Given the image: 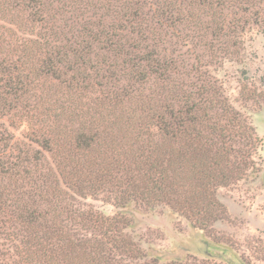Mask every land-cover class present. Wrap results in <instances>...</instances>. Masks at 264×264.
Masks as SVG:
<instances>
[{"label":"trees","instance_id":"obj_1","mask_svg":"<svg viewBox=\"0 0 264 264\" xmlns=\"http://www.w3.org/2000/svg\"><path fill=\"white\" fill-rule=\"evenodd\" d=\"M254 28L264 0H0V264H185L151 256L126 209L205 229L260 170L242 108L264 75L243 72L237 108L216 73Z\"/></svg>","mask_w":264,"mask_h":264},{"label":"rangeland","instance_id":"obj_2","mask_svg":"<svg viewBox=\"0 0 264 264\" xmlns=\"http://www.w3.org/2000/svg\"><path fill=\"white\" fill-rule=\"evenodd\" d=\"M244 71L257 79L264 75V35L255 28L244 35L243 61L225 63L216 72L223 81L225 94L237 108L244 105L238 82ZM137 93L128 99L131 109L140 99ZM254 105L249 102L242 110L260 139L255 156L260 170L250 171L248 178L238 185L218 190L217 197L225 208L221 218L198 229L166 206L145 209L131 205L126 209L133 225L125 231L142 238V245L151 256L160 257L163 262L177 260L185 264H264V105ZM10 129L17 138L27 139L26 123H13ZM87 202L107 215L119 211L114 204L102 200Z\"/></svg>","mask_w":264,"mask_h":264}]
</instances>
